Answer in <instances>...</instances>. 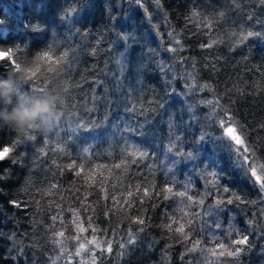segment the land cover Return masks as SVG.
Here are the masks:
<instances>
[{"label":"trees","instance_id":"16d2710c","mask_svg":"<svg viewBox=\"0 0 264 264\" xmlns=\"http://www.w3.org/2000/svg\"><path fill=\"white\" fill-rule=\"evenodd\" d=\"M37 101L0 118V264H264L260 0H0V117Z\"/></svg>","mask_w":264,"mask_h":264},{"label":"clouds","instance_id":"9594fccd","mask_svg":"<svg viewBox=\"0 0 264 264\" xmlns=\"http://www.w3.org/2000/svg\"><path fill=\"white\" fill-rule=\"evenodd\" d=\"M48 109L44 101L34 102L30 107L17 105L10 112H6L4 117L16 127H28L35 124L46 114Z\"/></svg>","mask_w":264,"mask_h":264},{"label":"snow or ice","instance_id":"6c2138e0","mask_svg":"<svg viewBox=\"0 0 264 264\" xmlns=\"http://www.w3.org/2000/svg\"><path fill=\"white\" fill-rule=\"evenodd\" d=\"M260 2H261L262 5H264V0H260ZM241 131H243V129H241ZM228 132H229V134H232L233 133V129L232 128H229L228 129ZM231 138L233 140H235L237 144L242 143V141L240 140V137L239 136L232 135ZM9 152H10V149L9 148H4L3 149V152H2V153H4V155L2 157H0V160L8 159L9 158V156H8ZM248 167L249 168H252V164L249 163ZM251 176L252 177H255V180L253 181L254 183L256 181L260 180V176L257 175V172H256V169L255 168H252ZM10 178H11V176L9 174H7L5 170H0V183L6 182ZM262 186H264V184H262ZM10 203H14V202H11L10 201ZM140 222L142 223V221H140ZM180 230L182 231L183 229H180ZM131 242L132 241H130V243ZM234 243L239 244V245H246L248 243V240H247V237L245 236L244 238H241V239H239L237 241H234ZM123 246L124 245H120V247H123ZM81 247H83V245ZM107 251L108 252H111L112 251L111 246L108 247ZM241 251H242V249L236 248L235 252H230L229 255H232V256L238 255Z\"/></svg>","mask_w":264,"mask_h":264},{"label":"rangeland","instance_id":"374dc122","mask_svg":"<svg viewBox=\"0 0 264 264\" xmlns=\"http://www.w3.org/2000/svg\"><path fill=\"white\" fill-rule=\"evenodd\" d=\"M152 14H154L153 12H152ZM152 16H154V15H148V14H146L145 13V21H146V23L148 24V25H150V27L151 26H153L152 24H153V20H152ZM156 18V17H155ZM156 20L159 22V24H160V26H161V20L160 19H158V17L156 18ZM149 27V26H148ZM1 28H3V30H4V26H1ZM165 32H166V36H167V38L169 39V41L172 39V41L174 42V39L172 38V34L170 33V31L169 30H165ZM171 34V35H170ZM169 35L171 36V39H170V37H169ZM168 41V42H169ZM229 128H232L233 129V133L232 134H229V132H228V129ZM223 133L225 134V136L233 143V144H235L237 147H242L243 145H244V142H243V139H242V137L238 134V132L234 129V127H232V126H226V125H224V129H223ZM232 135H236V136H239L240 137V140L242 141V143H240V144H237L236 143V141L235 140H233L231 137H232Z\"/></svg>","mask_w":264,"mask_h":264}]
</instances>
